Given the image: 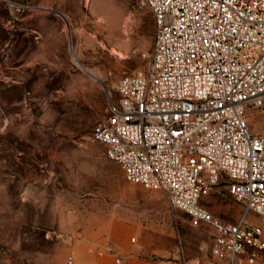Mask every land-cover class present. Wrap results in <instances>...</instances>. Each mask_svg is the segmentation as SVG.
<instances>
[{
    "label": "rangeland",
    "instance_id": "obj_1",
    "mask_svg": "<svg viewBox=\"0 0 264 264\" xmlns=\"http://www.w3.org/2000/svg\"><path fill=\"white\" fill-rule=\"evenodd\" d=\"M152 36L142 0H0V264H116L105 243L118 264H221L212 227L126 181L92 138ZM245 116L264 132V105ZM200 201L226 221L241 211L223 181Z\"/></svg>",
    "mask_w": 264,
    "mask_h": 264
},
{
    "label": "built area",
    "instance_id": "obj_2",
    "mask_svg": "<svg viewBox=\"0 0 264 264\" xmlns=\"http://www.w3.org/2000/svg\"><path fill=\"white\" fill-rule=\"evenodd\" d=\"M142 4L153 18L150 58L118 78L92 138L126 181L161 190L212 227L216 259L264 264V132L251 131L245 116L264 105V0ZM219 181L241 205L235 221L200 201ZM99 254L121 261L109 243Z\"/></svg>",
    "mask_w": 264,
    "mask_h": 264
},
{
    "label": "bare ground",
    "instance_id": "obj_3",
    "mask_svg": "<svg viewBox=\"0 0 264 264\" xmlns=\"http://www.w3.org/2000/svg\"><path fill=\"white\" fill-rule=\"evenodd\" d=\"M59 13V12H58ZM62 14V13H59ZM63 15V14H62ZM64 16V15H63ZM121 56H123V54H121ZM88 73H90L87 69H85ZM92 76H94L92 73H90ZM95 77V76H94ZM96 78V77H95Z\"/></svg>",
    "mask_w": 264,
    "mask_h": 264
},
{
    "label": "crops",
    "instance_id": "obj_4",
    "mask_svg": "<svg viewBox=\"0 0 264 264\" xmlns=\"http://www.w3.org/2000/svg\"><path fill=\"white\" fill-rule=\"evenodd\" d=\"M221 264H224V261H221Z\"/></svg>",
    "mask_w": 264,
    "mask_h": 264
},
{
    "label": "water",
    "instance_id": "obj_5",
    "mask_svg": "<svg viewBox=\"0 0 264 264\" xmlns=\"http://www.w3.org/2000/svg\"><path fill=\"white\" fill-rule=\"evenodd\" d=\"M60 13V12H59Z\"/></svg>",
    "mask_w": 264,
    "mask_h": 264
}]
</instances>
